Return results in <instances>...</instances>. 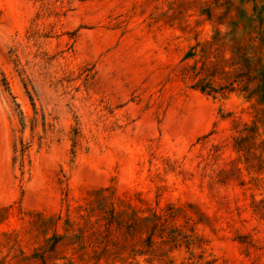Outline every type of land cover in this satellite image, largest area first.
I'll use <instances>...</instances> for the list:
<instances>
[{
	"label": "rangeland",
	"instance_id": "obj_1",
	"mask_svg": "<svg viewBox=\"0 0 264 264\" xmlns=\"http://www.w3.org/2000/svg\"><path fill=\"white\" fill-rule=\"evenodd\" d=\"M0 264H264V0H0Z\"/></svg>",
	"mask_w": 264,
	"mask_h": 264
}]
</instances>
